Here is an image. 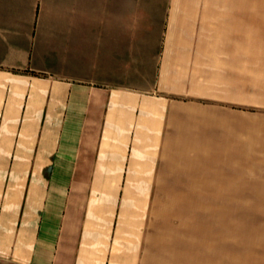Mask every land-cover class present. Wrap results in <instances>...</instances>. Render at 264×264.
I'll return each mask as SVG.
<instances>
[{
  "label": "crops",
  "instance_id": "crops-1",
  "mask_svg": "<svg viewBox=\"0 0 264 264\" xmlns=\"http://www.w3.org/2000/svg\"><path fill=\"white\" fill-rule=\"evenodd\" d=\"M0 261L264 264V0H0Z\"/></svg>",
  "mask_w": 264,
  "mask_h": 264
},
{
  "label": "rangeland",
  "instance_id": "rangeland-1",
  "mask_svg": "<svg viewBox=\"0 0 264 264\" xmlns=\"http://www.w3.org/2000/svg\"><path fill=\"white\" fill-rule=\"evenodd\" d=\"M0 264H12V263H7V262L5 263V262H1V261H0Z\"/></svg>",
  "mask_w": 264,
  "mask_h": 264
}]
</instances>
